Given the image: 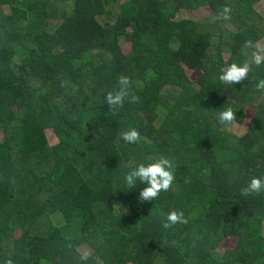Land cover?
I'll list each match as a JSON object with an SVG mask.
<instances>
[{"label":"trees","instance_id":"obj_1","mask_svg":"<svg viewBox=\"0 0 264 264\" xmlns=\"http://www.w3.org/2000/svg\"><path fill=\"white\" fill-rule=\"evenodd\" d=\"M253 1L0 0V264H264Z\"/></svg>","mask_w":264,"mask_h":264},{"label":"rangeland","instance_id":"obj_2","mask_svg":"<svg viewBox=\"0 0 264 264\" xmlns=\"http://www.w3.org/2000/svg\"><path fill=\"white\" fill-rule=\"evenodd\" d=\"M254 17H258L259 19H262L264 23V0H254L251 5ZM176 15L178 18H186L191 19L194 21H206L210 20V13L209 9L207 7H198L193 10H177ZM225 26L231 28L230 24H226ZM118 45L121 47L123 52H127L130 49V43L127 41H124L122 39L118 40ZM254 49L256 54L260 59H264V36L260 37L256 43L254 44ZM221 56L223 59L227 56V51L223 50L221 51ZM188 76V79L194 83L195 79L200 73V70L197 68H188L187 66L184 67ZM195 84V83H194ZM253 113V106L250 104H245L242 109V117L239 122L232 121L227 125L228 130L235 134H241L245 131L247 126L250 123V116ZM45 135L50 144H54L57 142V137L53 130L51 128L45 129ZM20 232L19 229H15L13 231L14 235H18ZM260 233L261 236L264 238V220H262L260 225ZM236 239L234 237H225L223 238L217 246L216 252L221 253L223 250L231 249L235 245ZM77 251L82 256H87L91 251L92 248H90L87 244L83 243L77 246ZM44 264V263H43ZM125 264H131V263H125Z\"/></svg>","mask_w":264,"mask_h":264}]
</instances>
